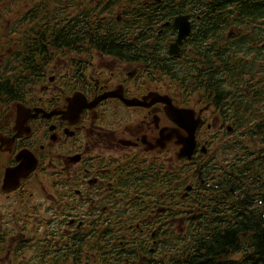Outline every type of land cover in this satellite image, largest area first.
Wrapping results in <instances>:
<instances>
[{
  "label": "flooded vegetation",
  "instance_id": "af4514ba",
  "mask_svg": "<svg viewBox=\"0 0 264 264\" xmlns=\"http://www.w3.org/2000/svg\"><path fill=\"white\" fill-rule=\"evenodd\" d=\"M228 1L0 2L27 25L26 49L0 48V264H184L179 205L235 129L212 76L247 105L264 90V0ZM169 103L203 119L190 158L161 145Z\"/></svg>",
  "mask_w": 264,
  "mask_h": 264
},
{
  "label": "trees",
  "instance_id": "16d2710c",
  "mask_svg": "<svg viewBox=\"0 0 264 264\" xmlns=\"http://www.w3.org/2000/svg\"><path fill=\"white\" fill-rule=\"evenodd\" d=\"M11 10L2 8L6 20L0 22V48L26 49V38H18L26 35V22L8 23ZM3 74L2 83L10 72ZM212 81L214 91L209 90V96L235 129L222 140L209 141L215 158L204 165L210 186L190 201L192 210L179 205V211L195 215L186 223V235L177 237L176 256L184 264H264V90L251 91L257 103L247 105L228 97L234 86L224 85L219 74ZM230 112L239 116L230 118Z\"/></svg>",
  "mask_w": 264,
  "mask_h": 264
},
{
  "label": "water",
  "instance_id": "95a60500",
  "mask_svg": "<svg viewBox=\"0 0 264 264\" xmlns=\"http://www.w3.org/2000/svg\"><path fill=\"white\" fill-rule=\"evenodd\" d=\"M184 17H177L175 21L176 27L179 29V37L178 42H181L190 32V25L188 22H184ZM167 96H163L166 98ZM176 110L183 115H181L183 121L185 122V127L182 124L179 118H175L174 115L170 113V117L175 121L178 125L177 127L163 128L162 129V140L161 145L164 147L167 142L171 140H176V143L180 145V149L178 152L179 158H190L195 150L198 147V139H197V131L201 122L203 121L202 117H196V110L191 108H175ZM186 116V117H185ZM183 125L184 136L182 134L181 127ZM202 151H206V146L204 145Z\"/></svg>",
  "mask_w": 264,
  "mask_h": 264
},
{
  "label": "bare ground",
  "instance_id": "6f19581e",
  "mask_svg": "<svg viewBox=\"0 0 264 264\" xmlns=\"http://www.w3.org/2000/svg\"><path fill=\"white\" fill-rule=\"evenodd\" d=\"M260 93H261V92H260ZM163 101L168 102V101L165 100L164 98H163ZM169 109H170L171 114L174 115V117H175L176 119L179 118V119L181 120L182 124H183L184 127H185V122L183 121V119H182V117H181V115L184 116V114L178 112L177 110H176V112H175L174 107H173L170 103H169ZM185 117H186V116H185ZM177 120H178V119H177ZM183 125H182V127H181V130H182V134H183V136H184L185 134H184ZM180 208H181V207H180ZM198 212H199V211H198ZM190 216H191V215H190Z\"/></svg>",
  "mask_w": 264,
  "mask_h": 264
},
{
  "label": "rangeland",
  "instance_id": "374dc122",
  "mask_svg": "<svg viewBox=\"0 0 264 264\" xmlns=\"http://www.w3.org/2000/svg\"><path fill=\"white\" fill-rule=\"evenodd\" d=\"M226 138V137H225ZM216 152V151H215Z\"/></svg>",
  "mask_w": 264,
  "mask_h": 264
}]
</instances>
